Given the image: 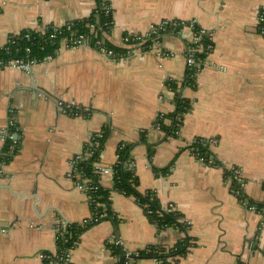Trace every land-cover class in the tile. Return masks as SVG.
Wrapping results in <instances>:
<instances>
[{"label":"crops","instance_id":"1","mask_svg":"<svg viewBox=\"0 0 264 264\" xmlns=\"http://www.w3.org/2000/svg\"><path fill=\"white\" fill-rule=\"evenodd\" d=\"M107 1L108 44L121 47L125 33L180 20L209 31L211 51L198 68L189 66L184 47L192 30L186 29L125 61L80 46L61 49L32 74L0 69V158L11 109L20 129L18 152L0 171V264H44L40 253L59 248V221L81 223L92 215L88 195L68 172L101 130L108 134L99 163L113 167L121 145H129L138 191L173 203L189 227H160L135 196L114 189L112 174H102L113 217L82 232L70 264H121L113 239L127 264H162L131 256L148 246L169 251L186 237L188 252L169 264H264V215L242 205L226 180L228 169L241 168L246 195L264 203V36L258 31L264 0ZM97 7V0H0V42L24 29L87 19ZM177 96L190 101L178 135L162 126L169 125L167 116L160 120L175 110ZM59 102L85 112L61 113ZM199 141L209 144L218 166L194 154Z\"/></svg>","mask_w":264,"mask_h":264},{"label":"built area","instance_id":"2","mask_svg":"<svg viewBox=\"0 0 264 264\" xmlns=\"http://www.w3.org/2000/svg\"><path fill=\"white\" fill-rule=\"evenodd\" d=\"M104 10L107 14H110L112 11L111 5H105ZM68 24V23H67ZM64 25L62 27L57 26H41L36 27L33 30L34 32H45L48 29H52L53 31L49 35V39L53 41L51 45L55 44V40L59 35H64L63 29L67 26ZM107 29H102L101 27L96 28L95 24H90L91 33H83L78 34L77 32H71L70 35H65L62 37L61 42L55 51L51 54H47L43 59L39 58L36 55H33V50L31 47L27 46L23 48V51L17 48L16 52L18 53L15 57L8 59H0V69H14L18 71L25 72L27 74H32L35 67L43 62H49L54 59L56 54L63 48L73 49L80 46H88L96 49L101 54L106 57L114 60H122L138 55L142 52L154 51L157 49V45L160 44L161 39L164 35L168 34H182L186 29L192 30V37L186 39L184 53L186 56V60L189 66L191 67H199L200 64L203 63V60L198 57V53L204 51V44L202 43L203 35L209 33V31L201 28L200 30H194L195 25L191 22H185L180 20H163L156 25H152L150 29L146 33H125L121 37V49L115 50L110 47L106 41V37L112 28L111 24L106 23ZM68 30L70 27L68 26ZM102 31L101 37L98 36V32ZM258 31L264 36V6L260 8L258 13ZM93 32V33H92ZM16 33L10 34L4 43H1L5 46L7 51L11 50L14 45H17L18 39L20 38H29L30 35L26 34L22 37H16L14 35ZM209 39L212 40V36H209ZM213 41V40H212ZM43 48V46H41ZM41 48V49H42ZM212 45H208L206 49H211ZM58 110L61 113L69 114V115H81L85 112V109L78 106L76 103H58ZM184 115H181L177 118L176 122V134L180 133V127L182 125V121ZM166 117L165 113L160 114V120ZM158 126H161V122L159 121ZM19 126L17 122V118L15 115V111L11 109L8 114V120L6 125L1 130V142L3 143V155L5 157L4 160L0 161V171L1 167L5 165L8 161H10L14 155L18 152V140H19ZM105 130H101L99 133L92 136L86 151L80 155H76L71 159V169L68 172V177L73 179L77 185L86 192L88 195L89 202H95L96 198L94 196V191L98 188L96 184L93 183L92 179L88 178L84 171L80 168L79 163L82 160H87L89 157L93 156V154H98L97 160L94 161L95 172L100 176L102 174H114L113 167H107L99 163V155L101 154L100 150V142L99 139L103 138L105 135ZM211 144H215V139L210 140ZM125 145L122 144L120 149L124 148ZM194 154L203 162L208 165L218 166L220 164L219 160L211 155L209 157L202 156L198 151H194ZM226 180L229 184V187L232 193L238 198L240 203L244 205L248 210L260 213L264 215V206L258 207L256 203L251 202L249 197L246 195L245 190L247 187V182L243 177V171L239 167H231L226 172ZM99 184V183H98ZM100 185V184H99ZM139 204V203H138ZM98 205V204H97ZM142 207H147L145 204H139ZM163 209L167 212L176 211L175 205L173 203H169L167 205H162ZM147 214H151L152 210L148 209L146 211ZM103 214L102 216H104ZM101 216V217H102ZM98 212L96 210L92 211V215L89 218L84 219L80 224L83 226H87L93 222H98ZM179 222L189 227V221L184 219L183 217L179 218ZM72 223L66 220H60L57 227V242H63V248L57 249L55 252H42L40 253V258L42 259L44 264H70L71 254L73 249L78 244V239L73 243L67 246L66 243H69V239L71 237H66L68 234L72 236V232L70 229V225ZM113 242H116L113 239ZM118 244V242H116ZM158 262L163 263L162 260H158Z\"/></svg>","mask_w":264,"mask_h":264},{"label":"trees","instance_id":"3","mask_svg":"<svg viewBox=\"0 0 264 264\" xmlns=\"http://www.w3.org/2000/svg\"><path fill=\"white\" fill-rule=\"evenodd\" d=\"M98 7L92 13V15L87 19L82 20H72L69 21L67 26L63 29L64 35H59L58 38L55 40V44L51 45V41L49 39V35L53 31L52 29H48L45 32H34L31 29H24L14 35L16 37H22L26 34H29V38H20L18 39L17 45H14L11 50L7 51L5 46H3L0 42V59H8L15 57L18 53L16 49L18 48L19 51L23 48L29 46L33 50V55L38 56L39 58L43 59L47 54H51L55 51L61 42L63 36L70 35L71 32H77L78 34L91 33L90 24H95L96 28L101 27L102 29H107L106 23L112 22L113 26V12L111 11L110 14H107L104 10L105 5H110V2L107 0H97ZM68 26L70 29L68 30ZM201 28L195 26L194 30H200ZM93 33V32H92ZM102 31L98 32V36L101 37ZM210 33L203 35L202 43L204 44V51L198 53V57L203 61L206 60L208 54L210 53L211 49H206V47L210 44L213 45V41L209 39ZM110 47L114 48L115 50L122 49L120 47L108 44ZM43 46V48L41 47ZM42 48V49H41ZM190 72L185 79V83L190 84ZM175 87V84H173ZM175 110L166 116L170 120L169 125H162L167 133H175L176 134V122L177 118L190 109V101L177 96L175 98ZM108 132H105L103 138L99 139L100 142V150L103 147V141L106 138ZM193 147L195 148L194 151H198L202 156L209 157L213 155L209 149V144L204 142H197L194 143ZM129 145H125L124 148L121 149L120 159L118 163L113 166V176H114V189L126 194V195H133L136 197V200L139 204H145L147 207H143L145 212L150 209L152 210L151 214H147L148 218L158 223L160 227H168V226H176L179 228H183V224L179 222V218L182 217L178 212L172 211L167 212L163 209L162 203L158 199L156 193L152 190L146 191L145 193H140L137 189L139 180L135 173V168L131 166V156H130V149ZM98 154H93V156L89 157L87 160H82L79 163L80 168L84 171L85 175L92 179L93 183L98 186V188L93 192L95 196V202H91V210H96L98 212L99 221L106 220L110 217H113L112 210H111V202H110V194L111 191L99 185V175L95 172L94 161L97 160ZM5 157L0 158V161L4 160ZM157 170V169H156ZM251 201V200H250ZM253 202V201H251ZM256 203V202H254ZM98 204V205H97ZM258 207H263V204L256 203ZM105 214L104 216H102ZM102 216V217H101ZM98 222H93L87 226H83L80 223H72L69 227L72 232V236L68 234L66 237H71L69 239V243H66L67 246L73 243L75 240L79 239L80 235L83 231L87 228L97 224ZM63 242L59 241V249L63 248ZM191 246V241L189 237H186L179 241L175 248L166 251L163 250L160 246H148L146 249L139 251L138 253L132 254L131 258H154L156 260H162V264H169L170 261L177 259L180 256L185 255L189 247ZM110 247L112 248L113 254L116 257H120L123 253V247L116 242L110 243Z\"/></svg>","mask_w":264,"mask_h":264},{"label":"water","instance_id":"4","mask_svg":"<svg viewBox=\"0 0 264 264\" xmlns=\"http://www.w3.org/2000/svg\"><path fill=\"white\" fill-rule=\"evenodd\" d=\"M118 238V237H117ZM128 257V255L125 253V252H123L122 254H121V256H120V261H121V264H127L126 263V258Z\"/></svg>","mask_w":264,"mask_h":264}]
</instances>
